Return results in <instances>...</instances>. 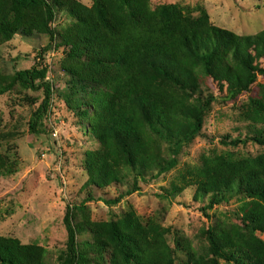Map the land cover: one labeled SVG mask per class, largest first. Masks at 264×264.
I'll list each match as a JSON object with an SVG mask.
<instances>
[{"label": "trees", "instance_id": "obj_1", "mask_svg": "<svg viewBox=\"0 0 264 264\" xmlns=\"http://www.w3.org/2000/svg\"><path fill=\"white\" fill-rule=\"evenodd\" d=\"M150 3L0 0V47L15 37L47 40L29 68L8 74L0 65V97L33 95L37 107L27 132L46 133L54 86L44 55L61 51L59 99L98 145L81 160L85 198L65 208V248L53 259L38 244L0 235V264H264V29L237 35L210 25L198 6L159 4L151 11ZM243 52L255 64L248 73L233 62ZM228 103L232 132L219 138L223 149L200 153L171 185L180 194L192 191L207 219L237 203L229 217L213 213L214 222L192 239L133 210L115 220L90 218L93 193L103 198L112 188L116 196L102 202L117 205L139 192L141 182L175 169L179 155L203 137L213 107ZM3 122L0 112V172L7 168L1 144L21 135L19 123L5 132ZM248 145L257 152L240 151Z\"/></svg>", "mask_w": 264, "mask_h": 264}, {"label": "rangeland", "instance_id": "obj_2", "mask_svg": "<svg viewBox=\"0 0 264 264\" xmlns=\"http://www.w3.org/2000/svg\"><path fill=\"white\" fill-rule=\"evenodd\" d=\"M78 1L88 7L91 5V0ZM150 2L151 11L159 4H177L191 9L198 6L205 9L210 25L237 35H255L264 29V0ZM183 12L186 13L185 10ZM193 15H197L196 11ZM46 43L47 40L43 36H34L15 37L11 42L2 45L0 65L4 72L9 74L14 69L23 70L32 66ZM245 55V52L241 53L233 62H238L248 73L255 64L244 60L248 57ZM61 58V51L56 50L44 55V63L50 66L48 78L53 82L54 92L44 121L46 133L43 135L34 137L27 132L28 119L37 107V104L33 103V95L20 97L8 94L0 97L3 129L5 132L14 131L20 124L21 133L20 137H8L1 144V152L7 158V168L0 172V235L18 239L22 244H38L49 251L53 259L65 248L66 231L63 217L66 206L80 203L87 194L81 190L86 180L81 160L83 162L85 152L98 148V145L92 142L93 139L82 134L76 117L65 102L59 99L57 92L65 88V78L56 71ZM261 80L264 81V78ZM248 95L250 92L239 97L236 102L239 104ZM230 107V103L215 105L205 122L203 137L196 139L179 155L178 166L156 180L141 182L139 192L125 197L113 206H107L102 199L114 198V189H108L103 198L100 194L93 193V201L87 203L90 218L93 221L115 220L133 210L144 218L155 216L164 228L179 230L192 239L202 228L214 222L213 213L226 214L229 217L228 213L237 209V203L214 209L209 212L210 219H207L198 211V203L192 202V191L180 194L173 191L171 182L178 170L186 164H194L200 153L212 148L223 149L218 141L222 135L232 132L230 116L233 111ZM223 114L229 117H224ZM240 151L255 154L257 148L248 145L240 148ZM164 196L165 198H162ZM235 223L237 222L234 218Z\"/></svg>", "mask_w": 264, "mask_h": 264}]
</instances>
